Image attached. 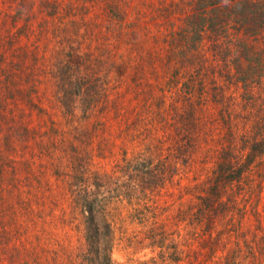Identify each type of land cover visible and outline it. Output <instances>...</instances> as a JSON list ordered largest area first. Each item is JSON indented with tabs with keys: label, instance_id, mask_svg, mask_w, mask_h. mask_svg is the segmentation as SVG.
Listing matches in <instances>:
<instances>
[{
	"label": "rangeland",
	"instance_id": "374dc122",
	"mask_svg": "<svg viewBox=\"0 0 264 264\" xmlns=\"http://www.w3.org/2000/svg\"><path fill=\"white\" fill-rule=\"evenodd\" d=\"M185 1L0 0V264H85L90 201L108 208L115 264L148 259L125 250L137 246L135 209L156 202L168 220L194 200L216 112L197 113L199 148H184L172 108L182 86L165 62ZM148 163L166 169L151 181ZM256 225L249 214L241 226Z\"/></svg>",
	"mask_w": 264,
	"mask_h": 264
},
{
	"label": "trees",
	"instance_id": "16d2710c",
	"mask_svg": "<svg viewBox=\"0 0 264 264\" xmlns=\"http://www.w3.org/2000/svg\"><path fill=\"white\" fill-rule=\"evenodd\" d=\"M185 3L190 11L176 33V51L165 62L173 73L170 83L182 86L172 102L174 123L182 129L183 147L198 149L199 137L191 130L199 131L197 113L211 107L214 128L204 142L211 146L204 158L195 159L199 176L186 209L168 220V209L156 202L135 209L137 246L130 239L125 250L134 255L149 249L152 256L129 258L126 264H264V0ZM161 166L142 165L144 175L153 178ZM105 207L95 211L93 201L87 207L85 264H115V232ZM249 214L257 225L244 230ZM237 220L238 227H218ZM201 227L203 233H197ZM223 234L229 240L225 246Z\"/></svg>",
	"mask_w": 264,
	"mask_h": 264
}]
</instances>
